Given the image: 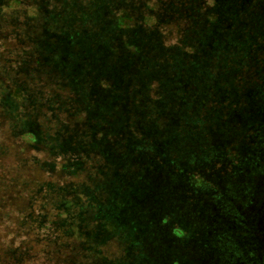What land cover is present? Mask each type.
Listing matches in <instances>:
<instances>
[{
    "label": "rangeland",
    "instance_id": "374dc122",
    "mask_svg": "<svg viewBox=\"0 0 264 264\" xmlns=\"http://www.w3.org/2000/svg\"><path fill=\"white\" fill-rule=\"evenodd\" d=\"M215 8V0H0V105L16 97L31 115L18 122L0 108V201L65 208L57 216L69 230L41 244L46 264L65 263L76 248L83 264L257 263V239L227 188L253 189L255 213L260 158L243 126L230 127L229 140L227 127L210 126L227 114L220 97L233 81L206 47L223 18ZM244 65L238 71L264 76L263 63ZM200 86L197 102L190 94ZM28 121L56 137L52 148H29L9 132ZM46 186L48 200L38 199Z\"/></svg>",
    "mask_w": 264,
    "mask_h": 264
},
{
    "label": "trees",
    "instance_id": "16d2710c",
    "mask_svg": "<svg viewBox=\"0 0 264 264\" xmlns=\"http://www.w3.org/2000/svg\"><path fill=\"white\" fill-rule=\"evenodd\" d=\"M215 1V13L223 18L218 22L216 21V29L212 31L211 40L206 47L210 49H208V53L209 57L212 58L213 68L220 67L219 64L222 61L228 64L230 68L228 67L227 72H230L233 81H230V86L227 88L228 96L220 97V104L226 102L229 108L227 114H224L222 118L216 116V119L211 121L210 126L227 127V132L223 134L226 140L233 139L236 136L232 133L230 127L243 126L245 138L248 142L250 141L248 145H252L250 151H255L257 157L260 158L261 164L257 180L259 186L257 189V211L254 213L252 205L256 193L253 189L238 192L231 186L227 188V195L232 203H242L239 205L244 208L243 215L247 218L245 231L248 239L255 237L258 242V261L255 264H264V76L262 74L259 75L260 78H252L247 71L243 73L237 69L240 61L248 67L256 66V63L261 62L264 67V0H235V3L234 0L228 2L227 0ZM210 15H213L212 12ZM118 27L120 28L121 24H118ZM229 69H232V72ZM239 77H241V80ZM221 80L222 78H215L212 87L219 84ZM19 88L20 85L15 82L11 85L10 90L14 93V96L21 93ZM204 89L200 86L198 92L190 94L192 96L190 98L200 102L197 99H202L203 95H206V93L203 94L206 90ZM27 104L29 105V103ZM1 106L10 117L18 120V122L30 119L31 115L28 114L30 111L26 110V106L24 107L22 103L16 101V97L15 99L11 97V100L8 98L4 103H1L0 108L3 110ZM42 107L46 108V106ZM28 115L29 117H27ZM27 124V126H9L8 130L13 136H19L29 148L49 150L53 147V141L56 137L47 134L50 131H38L30 121ZM1 128L0 126V131H3ZM210 136L211 138L214 137L215 133L210 134ZM1 141L2 138L0 137V143H2ZM0 153L3 154L1 144ZM199 173L198 171L195 186L203 185L204 178ZM3 179L0 175V181ZM249 183L251 184V181ZM49 191H51V188L46 186L37 192L38 199L47 201ZM6 196L5 194L2 199ZM4 203L9 202L5 199ZM63 209L65 208L62 207L61 210L54 208L52 203V205L41 207L39 210H35L34 205L29 209L14 210L4 208L1 200L0 264H9V258L13 262L15 261L14 264H46V260L38 257L40 253H45L44 250H41V244H46L51 239L54 240L53 237L59 231L64 230V228L65 230L68 229L65 221H62V217L57 216V212L62 213L63 211L65 213ZM49 210L52 215L48 212ZM44 231L45 235L42 236ZM80 250L81 248H76L73 251L74 254L70 253L69 258L63 264H83ZM248 251L251 252V246ZM245 264L252 263L248 260Z\"/></svg>",
    "mask_w": 264,
    "mask_h": 264
}]
</instances>
